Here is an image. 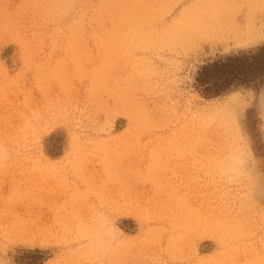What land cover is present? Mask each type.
<instances>
[{"label":"rangeland","instance_id":"rangeland-1","mask_svg":"<svg viewBox=\"0 0 264 264\" xmlns=\"http://www.w3.org/2000/svg\"><path fill=\"white\" fill-rule=\"evenodd\" d=\"M215 2L0 0V264H264V37Z\"/></svg>","mask_w":264,"mask_h":264},{"label":"bare ground","instance_id":"bare-ground-1","mask_svg":"<svg viewBox=\"0 0 264 264\" xmlns=\"http://www.w3.org/2000/svg\"><path fill=\"white\" fill-rule=\"evenodd\" d=\"M214 2L201 14V17L206 19V24L202 28L203 36L219 38L227 42L264 37V0H260L257 4L247 0L242 3L238 0H214Z\"/></svg>","mask_w":264,"mask_h":264},{"label":"trees","instance_id":"trees-1","mask_svg":"<svg viewBox=\"0 0 264 264\" xmlns=\"http://www.w3.org/2000/svg\"><path fill=\"white\" fill-rule=\"evenodd\" d=\"M251 54L228 55L206 62L198 71L196 80L201 84L203 92L217 95L231 85L248 81V74L252 71L240 70L245 65H250ZM259 64L260 62H256Z\"/></svg>","mask_w":264,"mask_h":264}]
</instances>
